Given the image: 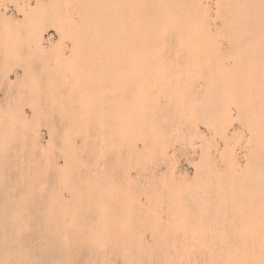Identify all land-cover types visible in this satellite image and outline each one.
I'll use <instances>...</instances> for the list:
<instances>
[{
	"label": "rangeland",
	"instance_id": "obj_1",
	"mask_svg": "<svg viewBox=\"0 0 264 264\" xmlns=\"http://www.w3.org/2000/svg\"><path fill=\"white\" fill-rule=\"evenodd\" d=\"M0 264H264V0H0Z\"/></svg>",
	"mask_w": 264,
	"mask_h": 264
}]
</instances>
